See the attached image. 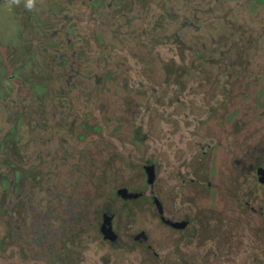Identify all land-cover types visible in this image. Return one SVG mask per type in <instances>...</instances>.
<instances>
[{
	"label": "flooded vegetation",
	"instance_id": "obj_1",
	"mask_svg": "<svg viewBox=\"0 0 264 264\" xmlns=\"http://www.w3.org/2000/svg\"><path fill=\"white\" fill-rule=\"evenodd\" d=\"M80 1L84 16L96 20L94 35L105 40L94 16L109 15L105 5L126 4ZM28 2L33 3L23 0L22 7L31 28L36 21ZM15 12L18 18L21 7ZM133 12L131 7L128 13ZM61 15L57 21H73L70 13ZM229 21L225 18L224 24L231 26ZM57 26L65 35L63 44L49 41L38 29L33 35L40 41L36 53L44 56L38 68L34 62L27 67L35 53L31 46L26 52L29 41L0 76L17 85H8L0 105L5 114L15 109L0 139L4 264L24 259L31 264H232L236 259L264 264V239L256 236L264 234V55L261 51L258 61L230 58L249 52L248 30L233 26L230 33L238 35L230 46L209 37V43L193 48L198 55L214 48L216 59L99 60L94 77L92 67L84 66L89 35L80 38L73 29ZM135 64L140 77L122 75ZM11 68L19 74H11ZM93 78L96 114L76 109L79 102L71 94L75 88L93 94L94 84L88 82ZM41 85L46 88L37 92ZM90 100H82L86 108ZM92 132L100 137L101 158L106 157L98 188H89L84 168V140ZM72 144L81 146L77 154L69 153ZM67 165L78 177L62 201L67 187L62 193L58 187L68 175ZM79 211L80 216L68 217ZM235 229L244 234L235 235Z\"/></svg>",
	"mask_w": 264,
	"mask_h": 264
},
{
	"label": "rangeland",
	"instance_id": "obj_2",
	"mask_svg": "<svg viewBox=\"0 0 264 264\" xmlns=\"http://www.w3.org/2000/svg\"><path fill=\"white\" fill-rule=\"evenodd\" d=\"M21 1L23 2V0H0V76L6 65L13 67L12 65L16 61L17 56L22 52L23 45L29 41V45L26 46V52H28V49L32 50L30 48L31 46L35 53H32L33 60H30L31 64L28 63L27 67H31L34 62L35 66L37 65L38 68L44 60V56L36 53L40 41L37 42L33 35L37 34L36 31L38 29L40 34L48 36L47 38H49V41L54 40L56 43L63 44L65 35L59 30L60 26L58 27V24H61L62 29H73L74 33L78 34L80 38L84 35H89V40L86 42L88 48H86L84 52L89 63L86 65L84 64V66L92 67V73H90L94 77L99 73L97 67L99 60H104L103 62L106 64H119L123 61H127L128 64H133L149 58L147 60H154L159 64L167 63L171 60L180 62L184 60L194 61L198 58L201 61L216 59L217 55L213 52L214 48H210L208 51L202 50L199 55L193 48H196L198 44L203 45L209 43V37L211 40H215L216 44L219 46H230L234 36L238 35L235 31L231 34L230 29H234V27L237 28V26L248 30L244 32V40L249 46V52L245 55V58L240 56L238 52L232 53L230 58L233 60L258 61L262 59L260 57L262 55L261 51H263L264 55V0H149L147 2L146 0H136V2L134 0H121L120 2H122V4L125 3V6L120 8L117 5H105L110 11V14L105 15V17H100L99 15L101 12L98 10L95 15L99 17L94 16L93 18L94 20H100L102 24L101 28L105 34V40L101 39L98 34L96 36L94 35V28H98L95 26L96 20L92 21L90 17L87 19L88 17L84 16V13H82L84 9H82L83 6L80 0H32L33 3L28 2L33 12L32 16L35 17L36 21L35 23L33 22L35 26L32 25L31 28L27 25ZM70 1L71 5L69 4ZM130 3L131 5H129ZM18 6L21 7L22 17H20L21 15L19 13L18 18H16L15 9H17L18 13ZM97 7L101 8L100 4L97 5ZM131 7H134V12L128 13ZM51 11L60 18L63 17L62 15L60 16V12L62 14L70 13L73 15V21H57L56 15L52 17L51 14L48 13H51ZM85 12H88L87 9H85ZM80 13L81 15H79ZM225 18L230 19L229 22L231 26H226L224 24ZM198 20H200V23H198ZM161 33L169 34L168 38H157V36H161ZM165 37L166 36H164V38ZM121 38H123V40H121ZM138 44H141L142 47L138 48L136 46ZM99 45H101V47H99ZM181 47L185 48V50L181 51ZM65 51L66 50L62 52L64 53ZM52 54L51 52L50 55ZM66 54L69 55L70 53L67 52ZM145 54H147L146 58L143 57ZM28 55H31V53ZM68 66L69 62H66L65 67ZM126 66L127 68L124 70L128 71L129 65ZM139 66L140 65H136L135 69L131 68V73L129 75L124 72H122V75L140 77V74L137 73L140 70V68L138 69ZM15 69L16 68H11L10 73L18 75L19 69L16 72ZM166 70L165 68V71ZM84 72L86 73L87 71L84 70ZM43 78L46 77L43 76ZM45 81L49 82L48 79ZM7 82L9 83L2 82L0 78V105L2 95L6 92V89L8 90L11 88L9 87L10 84H14L11 80H7ZM88 82L89 85L94 84L92 86L93 94L85 95L84 90L78 88L72 90L71 94L74 93L72 98L79 102V107H76V109L83 112L84 109H92L95 112L93 105L97 102L95 97L97 96L95 78ZM55 85L58 90L64 91L60 82ZM16 86L17 85L14 86V89H16ZM129 86L128 84L127 87ZM44 88H46V86H36L35 90L41 92ZM33 91V89L29 90V92ZM67 92L70 91L67 90ZM84 96H90L91 98L87 108L84 104V102H86V97ZM83 99L84 102H82ZM13 110L15 109L11 107L12 112L10 111L5 114L3 107L0 109V139L2 131L4 129L6 130L8 128L7 126L10 125L7 121V117L12 115ZM64 127L66 128V125ZM99 138L97 133L95 134V132H92L89 138L84 140V155L87 153L86 162L88 163L86 164L84 159V168L86 166L88 167V178L90 180L89 188L92 187L91 184H94V188L98 186V178L103 174L101 169L106 167V157L101 158L100 147L97 146L96 143V140H99ZM80 147L81 146H79V148ZM79 148L72 144L70 145L69 153L77 154ZM3 150L4 146L0 145V156ZM110 153L111 152H109V154ZM109 154L106 153V155ZM69 167L72 168L71 165L65 166L64 172L68 175L66 179H62V186L59 185L58 187L61 193L65 189V185L67 187L65 189L66 191L61 196L62 201L66 200L65 196L70 191L69 188L74 185L78 177V173H75L74 176L69 173L71 171ZM77 215L80 216L81 212L79 211L75 214H71V216L69 215L68 217L74 219ZM58 225L59 222L56 221L54 226L56 227ZM247 227L252 230L248 225ZM233 231L235 235L244 234V231L240 233L237 229ZM256 236L264 239V234L262 237L261 235ZM246 240H248V238L245 239V243L247 242ZM261 253L264 256V248L261 250ZM18 262L20 264L33 263L26 259ZM0 264H4L1 252ZM222 264L228 263L223 262ZM232 264H245V261L236 259L232 261Z\"/></svg>",
	"mask_w": 264,
	"mask_h": 264
},
{
	"label": "water",
	"instance_id": "obj_3",
	"mask_svg": "<svg viewBox=\"0 0 264 264\" xmlns=\"http://www.w3.org/2000/svg\"><path fill=\"white\" fill-rule=\"evenodd\" d=\"M262 172H264V171H262ZM264 180V179H263Z\"/></svg>",
	"mask_w": 264,
	"mask_h": 264
}]
</instances>
